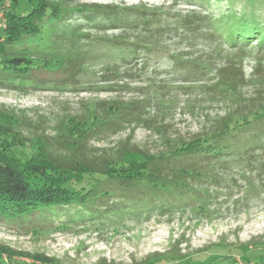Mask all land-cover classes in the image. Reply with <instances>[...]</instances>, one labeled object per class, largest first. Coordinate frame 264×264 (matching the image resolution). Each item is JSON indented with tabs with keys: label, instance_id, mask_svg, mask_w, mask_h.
I'll use <instances>...</instances> for the list:
<instances>
[{
	"label": "rangeland",
	"instance_id": "rangeland-1",
	"mask_svg": "<svg viewBox=\"0 0 264 264\" xmlns=\"http://www.w3.org/2000/svg\"><path fill=\"white\" fill-rule=\"evenodd\" d=\"M237 1L241 11L250 12L249 0ZM61 2L68 9L90 5L109 6L113 11L146 9L147 14L160 13L161 24H174L177 15L216 18L226 10L223 0H210L204 6L188 0ZM261 11L264 3L257 2L256 13ZM87 16L72 14L61 25L83 26L89 39L121 35L140 39L123 21L116 28L100 30L114 25L102 16L91 23ZM202 26L203 33L196 34L178 25L176 33L154 39L135 59H122L116 50H102L99 54L103 55L84 64L81 79L68 86L47 82L64 78V71L34 69L35 79L26 87L0 85V121L26 138L44 141L52 157L66 162L99 161L128 148L158 155L177 144L194 142L213 131L226 114L249 112L264 102L263 91L256 86L264 79V53L257 40L234 48L224 32L221 35L209 25ZM114 64L116 70H112ZM227 80L235 89L222 92L217 85ZM110 106L118 115L103 123ZM95 115L98 121L93 124L90 118ZM82 123L92 129L85 139L75 138L71 128L77 132ZM246 161L230 159L226 166H216L212 170L216 175L209 181L197 183L186 177L206 190L196 189L203 196L199 203L209 198V209L203 213L195 212L197 200L176 207L162 199L138 218L125 211L119 218L95 225L78 221L62 226L56 219L53 224L26 221L18 225L0 220V246L24 254L14 260L4 254L3 264H177L170 254L181 260L229 254L237 264L264 259V171Z\"/></svg>",
	"mask_w": 264,
	"mask_h": 264
},
{
	"label": "trees",
	"instance_id": "trees-1",
	"mask_svg": "<svg viewBox=\"0 0 264 264\" xmlns=\"http://www.w3.org/2000/svg\"><path fill=\"white\" fill-rule=\"evenodd\" d=\"M188 1L204 6L210 0ZM223 1L226 10L218 13L216 18L177 15L174 24H161L160 13L147 14L146 9L140 8L113 11L109 6L90 5L68 9L61 0H0V12H3L6 21V27L0 28V85L26 87L35 79L32 77L33 70L43 69L54 73L64 71V78L47 82L68 86L81 79L86 71L84 64L89 59L103 55L99 54L100 51L116 50L121 53L122 59H135L139 50L153 45L154 39L167 32L176 33L178 25L196 34L203 33L202 25H209L221 35L224 32L234 48L241 44L246 47L250 41L257 40L260 51L264 53V19L261 17H264V11L260 12L262 15L256 13L257 2L264 3V0L247 1L252 8L250 12L241 11L237 0ZM75 13H86L91 23L102 16L104 21H111L114 25L100 30L116 28L123 21L128 29H135L140 34V39L123 35L111 39H89L88 34L82 32L83 26L61 25L62 20ZM129 15L134 18H129ZM64 47L67 50H63ZM104 55H107L106 52ZM117 68L116 64L112 66V70ZM77 74H80L78 78ZM217 86L222 92L235 89L230 80ZM256 86H260L264 94V79ZM96 106H92L93 112ZM117 115V109L110 106L103 123ZM90 119L93 124L98 121L96 115ZM115 122L113 119L112 124ZM69 124L66 126L69 127ZM80 125L84 130L81 131L79 126L76 127L79 131L73 132L71 128L70 133L75 138L85 139L92 127H88L87 123ZM45 145L44 141L26 138L0 121V220H10L18 225L26 221L31 225L42 221L53 224L55 219L62 226L78 221L95 225L97 221L119 218L125 211L138 218L155 208L157 201L162 199L176 207L198 201V198L202 200L203 196L196 189L205 193L204 186L198 187L186 177L193 178L197 183L209 181L216 175L212 170L216 166H226L230 159L247 160L248 165L254 163L264 171V102L249 112L235 110L226 114L210 133L194 142L177 144L158 155L128 148L112 158L99 161L66 162L52 157ZM206 199V203L198 201L199 204L194 206L195 212L203 213L209 209V198ZM229 246L250 249L245 245ZM4 254H7V260L24 255L0 246V264L4 263ZM169 258L178 261L177 264H237L233 255L229 254L197 260H181L170 254ZM250 264H264V259H255Z\"/></svg>",
	"mask_w": 264,
	"mask_h": 264
},
{
	"label": "built area",
	"instance_id": "built-area-1",
	"mask_svg": "<svg viewBox=\"0 0 264 264\" xmlns=\"http://www.w3.org/2000/svg\"><path fill=\"white\" fill-rule=\"evenodd\" d=\"M4 27H6L5 17L3 15V12H0V28H4Z\"/></svg>",
	"mask_w": 264,
	"mask_h": 264
}]
</instances>
